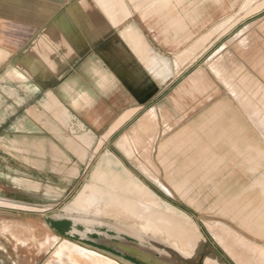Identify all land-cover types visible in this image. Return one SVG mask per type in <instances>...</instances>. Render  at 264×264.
I'll return each mask as SVG.
<instances>
[{"label":"crops","instance_id":"1","mask_svg":"<svg viewBox=\"0 0 264 264\" xmlns=\"http://www.w3.org/2000/svg\"><path fill=\"white\" fill-rule=\"evenodd\" d=\"M74 1L76 0H0V132L2 135L14 133L17 136L26 137L32 134L35 137V140L30 143L8 139L7 141L11 142L9 143L5 142L6 139H0V178L13 180L16 184H20V181L25 182L23 185H29L31 191H35L32 190L33 188L41 190L42 185L47 188V191L51 189L53 191L51 193L55 194L60 191V188H55L56 185L53 187L50 184H42L33 177L13 174L9 170L12 165L29 164L33 166V172L50 170L64 174L63 178L73 177L77 173L79 176L80 167L78 165H83L81 168L83 172L87 169L99 150L90 158L91 152L112 123L126 110L134 109L135 111L123 123L137 115L139 108L143 106L139 104V98L145 99L148 107L149 103L157 97L154 96L152 90L153 80L149 82L147 78L145 88L142 87L139 90L127 77L114 72L115 68L122 66L123 56L120 55L117 43L120 41L121 32L126 24L137 27L144 37L143 23L147 26V31L155 27L160 31L157 24L155 27L150 24L153 18L148 19L149 23L146 24L136 11H133L124 22L120 21L112 27L103 28L102 31L99 26H90L85 18H80V27L60 31V34L64 36L71 34V41L74 40L73 35L76 32L75 34L83 36L87 42L73 56L58 53L56 56L58 69L52 73L32 75L17 64V58L26 49L29 51L38 49L35 44L42 38L38 36L37 42H34L36 36L40 35L47 25L52 23L58 15L63 13L67 5ZM225 1L228 2V0ZM94 18L97 19L88 16V19L94 20ZM98 19H101L100 15ZM62 41L67 43L70 39ZM62 41L60 44L65 45L66 43ZM58 43L56 39V47L52 50L48 49L49 55H45L44 63L40 65V67L48 65L44 72L51 71L50 67H54V59L50 56L51 52L58 51ZM148 47L139 53L137 48L132 51L129 47L131 54L124 55L125 62L132 66L143 60L146 53L153 51V49L149 51ZM38 58L37 63L42 62V58ZM243 64L245 69H254L258 74L259 82L264 84V75L260 71V68L262 70L264 66V57L263 61H259L252 67L245 62ZM214 78L219 86L217 85L214 89L217 83L205 75L201 81L205 87L199 90L203 97L209 94L207 100L210 102L199 114L190 116L181 125L191 120H199V116L204 114L213 102L232 99L227 87L216 76ZM197 81L198 79H195L190 82L189 87L195 90ZM253 82L255 80L250 84H254ZM171 83L170 78L161 82L160 84L164 87L159 94L164 95L166 91H169ZM79 93L86 94L83 97H87V100L74 104L73 99ZM263 93L264 87H261L258 98ZM233 112V109L228 108L226 104L223 111L215 115L214 124L216 125L212 131L198 129L195 131V145L183 143V146H178L177 149H183L182 151L187 156V158L183 157L182 162L180 161L174 168V171L177 169L179 172L178 180L172 177V170L168 172L165 170V182L159 180L168 187L174 185L180 189V186L181 188L188 186L184 196L171 189L172 194H176L178 200L186 207L182 211L186 213L189 211L192 220L199 223L201 227L203 224L207 227V224H210L213 226L212 230H218V226L223 225L245 239L247 244L264 247V231H256L258 223L264 225V137L258 130L254 128L250 130L249 122L244 118L245 113L237 109L238 113L235 115L247 124V128L243 129L241 134L246 137L252 135L253 144L250 146L249 143H232L235 134L231 124ZM200 120L202 122L203 117ZM211 125H213L212 122ZM97 132L101 134L93 143V133ZM48 138L49 142L46 141ZM178 138L183 139L182 136L176 134L173 136V141L176 142ZM236 146L239 150L234 149ZM254 151L258 152V163H261L256 166L255 163L247 161ZM192 154H194L193 157H191ZM191 160H194V163H191ZM197 163L202 164L200 171L194 173V177H190L189 173L197 170ZM191 197H193L192 202H190ZM0 198H2L0 207H8L12 204L13 207L8 208L21 209L20 211L24 210L23 212H25L23 207L27 205V202L34 206L39 203L2 195ZM7 200L9 204L6 203ZM248 215L253 216L254 219V224L249 226L243 223L244 220L247 221L246 216ZM42 216L45 218L44 215ZM26 223L36 225L37 228L48 226L46 220L37 221L35 224L31 221ZM209 233L212 237L214 236L210 229ZM216 242L221 244L218 240ZM236 245L233 246V250L235 249L234 252L237 254L249 260L256 258L252 253L244 252V248Z\"/></svg>","mask_w":264,"mask_h":264},{"label":"rangeland","instance_id":"2","mask_svg":"<svg viewBox=\"0 0 264 264\" xmlns=\"http://www.w3.org/2000/svg\"><path fill=\"white\" fill-rule=\"evenodd\" d=\"M181 1L182 0H178L177 2L176 0H174L173 5V0H171V6L180 7L182 5ZM184 1L185 0H183L182 2ZM263 1L261 2V0H252L250 6L252 5L253 7L257 3H259V5H262L264 4ZM134 3L135 0H76L72 3H69L64 9L63 13L58 15L52 21V23H49L47 25V28L44 29V31L41 32L40 35L36 36L34 42H37L38 36L42 38V40L38 41L35 44V47H37L38 49H34L32 51L26 49L17 58V64L24 67L25 70H27V72L31 73L32 75L42 74V72L45 71L48 65L40 67L43 62L37 63L38 60L36 59L38 58V55V59L44 58L45 54L49 52L48 49L52 50V48L56 47V39H58V47L60 49V46L62 45L60 44L61 38H63L64 36L60 33L69 28L75 29L80 27V18H85L86 22L90 24V26H99L101 28V31L103 28L112 27L115 25V23L117 24L120 21L124 22L128 17L131 16L133 11H136L139 14V17L142 21H144L146 24L149 23L148 19L152 18L148 17V15H151V13L144 15L145 12H143L142 9H138L135 5L136 3ZM250 6L248 5V7ZM256 6H258V4ZM256 6H254L253 8H256ZM248 7H245V9H243L244 7L238 8L241 9L239 11L238 9L236 10L239 13L236 14L234 12V15L230 17V19L223 18V21V19L217 20L218 18H215L216 20L206 27L192 29L187 28V26L193 27L192 21L189 23L187 22L183 28L178 27L179 29L164 27L167 26L169 22L171 23V19L168 18V13L170 12L167 10H160L157 12L158 18L153 19V21L150 23L153 27H155V24H157L160 31H158L157 27L153 28V30L151 31H147V26L144 23L142 24L147 40L144 39L145 37L137 27H135V29H132L133 27L130 24H126L123 27L120 41L117 43L118 48L120 49V55L123 56L121 60L122 65L126 63L124 60V55L131 54L130 48L132 51H135L134 47L136 44H134L133 41L136 40V36L134 37V32H137L138 30V32H140L139 35H141L143 39L146 40V43L149 46L143 48L140 47V50L138 47V53L142 52L143 49H146L148 47L149 50L150 48L153 49L152 54L157 53L165 56L164 58H167V63L170 69H172V73L169 75V77L166 78V80L170 78V82L172 81V83L170 84V90L166 91L164 95L159 94L162 90V87H164V85L160 84L163 80L158 83L155 79L153 81L152 90L154 92V96L157 97L154 98V100L148 105V107H152L148 108L145 104V99H140L138 97L139 104H143V106L139 108L137 115H134L127 122L123 123L126 120V116L132 115L130 113H133L134 109L126 110L112 123V125L114 126L111 125V127L113 128L109 127V129L102 134L104 135V137L101 136L99 138V134H101L99 132L93 133V143H95L99 138L97 146L100 142H102L103 145L102 148L99 149L91 163L88 165L87 169L84 170V172L83 170H81L83 165H78L80 167L79 176L77 173L73 177L63 178L64 174L56 172L54 173L50 170L33 172V166L29 164L11 166V168L9 169L11 173L33 177L38 182H41L42 184H50L53 187H55L56 185L55 188H60V191L53 194L51 193L53 192L51 191V189L50 191H47V188L42 185L41 190L38 188H33L32 190L35 191H31L29 189V185H23V183L25 182L20 181V184H16L13 180L0 178V195L13 199L18 198L26 201L39 202L35 206L34 204H29L27 202L25 208L23 207L25 211H28L27 213L17 209L0 207V264H46L51 261V258L53 257L52 255L56 250L55 248L58 247L57 245L60 244L61 239H70L69 241L75 242L81 246H85L87 248L90 247V249L108 256L119 262L120 264H143L142 262H139L124 253H116L113 251H116V248L113 246V242H119L122 239L121 236L125 235L123 233L121 235L117 234L113 228L105 224H98L97 222H94L90 224V230L85 231L84 235H82L81 233H79V231L85 230L84 224L82 222L78 221L75 224L69 218L52 215V213L49 211L42 213L38 212L44 211L49 207L52 208V210H62V208L73 198V196L82 187V185L88 181L92 168L101 158H103L104 154H106L107 151L117 156L121 160L123 165L130 169L137 177L141 178L156 194L162 197L165 202L167 201L169 204L176 207L179 211L184 210V208L186 207L182 202L178 200L176 194H172L171 189L174 188L173 190L176 193L180 192L181 195L184 196L187 193L188 186L178 189V186L173 185V187H168L167 185H164L165 188H163L149 176V172H151V174L155 175L156 177H159L162 182H165V170L166 172H168V170H172V177L178 180L179 172L177 169V171H174V168L178 166V163L180 161L182 162L183 157L187 158L186 154H184V152L182 151L183 149H177L178 146H183V143L195 145V131L198 129H208L206 131H212V129L215 128L216 125L214 124V120L216 118L215 115L217 113H221L223 111V108L226 107V104H228V108H232L234 111V116L231 120V124L235 134L238 133L240 121H242V119L235 115L238 113L236 112L237 109L245 113L244 118L247 121L248 118L246 111L239 103L241 99L235 97V95L233 94H230L232 99L227 101L218 100L213 102L212 105L205 110L204 114L202 113L203 115L201 114L199 116V120H191L188 123L181 125V123L190 118V116L199 114L203 109H205L207 103L210 102L207 100V95L209 94H206L203 97L200 91H195L192 89V87H189L190 82L194 81L195 79L204 78V76L206 75L215 83H217L214 89L217 85L219 86L218 82L214 78V74L212 73V71H210L211 64L219 60L222 62L223 66H225L224 68L227 69V72L228 70H231L233 66H239V64L243 62H245L247 65L249 64V66L252 67L254 65H257L259 61H263L264 8L252 14L251 16H248L249 13L245 12L244 10L251 12V10L253 9L252 7V9ZM127 13L130 15H128ZM246 13H248L247 16L245 15ZM125 14H127V17L125 16ZM98 15H100L101 19H98ZM152 15H155V12ZM179 15L181 20L183 19V21H187L186 14L179 13ZM88 16L96 17L98 20L95 18L94 20L88 19ZM122 16L126 18L124 19L122 18ZM120 17L122 18V20H120ZM240 17L245 18L240 21ZM226 20L227 22L224 23ZM237 20L239 21L233 26L234 22ZM218 23H220L221 25H218L220 26V28L217 27ZM213 28H217V30ZM160 32H162L163 35L160 34ZM75 33L76 32H74L73 35L74 41L79 42L81 40L82 42H80H85V45L87 42L85 38ZM221 33H223V35ZM125 37L126 39H124ZM67 39H70L71 41V34L64 37L62 40ZM240 40H243L244 44H241ZM234 55H236V57ZM50 68L51 70L54 69L52 66ZM122 69H128V67ZM125 71L126 70H124L123 72ZM114 72L117 75L123 74L120 67L115 68ZM122 77H127V75H122ZM127 78L129 79V76ZM166 80L164 79L163 82H165ZM84 95L86 96V94L83 93V96ZM83 96L82 94H77L73 99V103L76 104L78 101H81V98L82 100H85L87 98H84ZM127 112L129 115L127 114ZM129 117H127V119ZM202 117L204 120L201 122L200 119ZM234 120H236V122H234ZM211 122L213 123V125H211ZM151 123H153V126H151ZM115 128L118 129L114 131ZM256 130L261 133L258 128H256ZM140 133L142 135L144 134L142 139L140 138ZM176 134L182 136L183 139H180L181 142H179V138L178 140H176V142L173 141V136ZM123 135L129 136V144L127 143L128 146H125L124 148L120 147L117 143ZM261 135L263 136L262 133ZM0 139H6L5 142L9 143L11 142L7 141L8 139H16L23 142L25 141V143H30L31 141L35 140V137H33L32 134L26 135V137H22L21 135L17 136L14 133H6V135H2V133L0 132ZM197 139L199 140V138ZM46 141L49 142L50 139L48 138L46 139ZM196 145L198 146V143ZM97 146L94 148V150L97 148ZM27 154H29V151H27ZM179 157H181L180 160ZM191 163L194 162L191 161ZM45 192L49 193L46 194ZM192 201L193 197L190 198V202ZM8 206L13 207L12 204ZM28 207L29 209H27ZM188 212L189 211H187V213ZM44 214H47L48 217L44 218L42 216ZM188 214L191 215V213ZM190 217L192 218V215ZM105 218L111 219V217L108 215ZM40 220H46L48 222V226H39L37 228L36 225L33 227L32 225L26 223L27 221H31L33 224H35ZM129 221L130 223L132 222L131 220ZM194 222L198 225L203 241L195 249L194 257L192 259H188L191 264H203L204 259L208 255L217 257L222 262V264H243L236 260V258H234L235 256H232V254L228 252V250L224 246L216 242V237H212L207 226L203 224L201 227V225L195 220ZM252 223L254 224V221ZM23 225L26 228H23ZM257 226H259V223ZM73 228L77 229L78 231H73ZM15 229L16 232H13V230ZM10 231H12V233ZM21 232H23V234ZM46 235L51 236L49 243L44 241V237ZM157 238L164 242L165 247L174 249L172 245L164 238L160 236H157ZM250 246L256 247L257 249L264 252V247L262 246L256 244H250ZM163 250L164 249L160 247L156 253V256H159ZM178 253L185 259H187L180 252ZM255 257L258 258V256ZM256 258L253 260L248 259V261L247 259H244V261L248 264H260L258 262L259 258L258 260Z\"/></svg>","mask_w":264,"mask_h":264},{"label":"bare ground","instance_id":"3","mask_svg":"<svg viewBox=\"0 0 264 264\" xmlns=\"http://www.w3.org/2000/svg\"><path fill=\"white\" fill-rule=\"evenodd\" d=\"M176 1L178 2V0ZM182 1H181L182 5L180 7L179 6L172 7L171 0H135L136 4L135 3L134 4L136 5L138 9H142L143 12H145L144 15L151 13V15H148V17L153 18V19L158 18V15H157L158 11L160 10L169 11L170 13H168L169 14L168 18L171 19V23L169 22L167 26H164V27L183 28L187 22L189 23L192 21L193 27L187 26L188 29H192V28L206 27L212 24L213 21H215L217 18H218L217 20L219 19L221 20L223 18L230 19V17L234 15V12L236 14L239 13L236 11L238 8L244 7L243 9H245V7H248V5L250 6V3L252 0H230V1L228 0V2L225 0H185L184 2ZM262 1L263 0H261V2ZM257 4L258 6H256ZM257 4L254 5L256 6V8H253L254 6L252 7V5L248 7V8H251V7L253 8V9L251 8L252 10L250 9L251 12L244 10L245 12L249 13V14L246 13L245 15L247 16L248 14V16L249 15L251 16L252 14L264 8V4L262 5H259V3ZM173 5H174V0H173ZM239 10L241 9H238V11ZM154 12H155V15H152ZM179 13L186 14L187 21H183V19L181 20ZM127 14H125V16ZM126 17L122 16V18L124 19ZM245 17H242V18L240 17L239 20L241 21ZM122 18L120 17V20H122ZM239 20L235 21L233 26ZM226 22L227 20L224 23ZM218 25H220V23L217 24V27L220 28L221 25L220 26ZM131 26L133 27L132 29H135V26L133 25ZM213 29L217 30V28H213ZM139 33L140 32H138V30L137 32L136 31L134 32L135 34L134 37L136 36V40H134L133 43L136 45L135 47L134 46L133 47L134 48L139 47V50H140V47L142 48L146 47L147 43H146V40H144L145 38L143 39V37L139 35ZM221 34L223 35V33ZM64 37L66 36H63V38ZM126 37L124 39H126ZM63 38H61V41ZM80 41L79 42L74 41V40L71 42L69 41L65 45H61L58 51L55 50L53 53H51L50 57L54 59V67H53L54 69L53 70L58 69L57 67L58 64L56 62V56H58V53L65 54L67 56H71V55L73 56V54H75L77 51L82 49V47L84 46L85 42L81 43L82 41L81 42ZM240 43L244 44V41L240 40ZM139 50L137 49V52ZM149 51H152L151 48ZM45 55H49V53ZM234 56L236 57V55ZM62 57L66 58L65 56H62ZM167 61H168L167 58H164L163 56H160L155 53L152 54L151 52L150 54L146 53V55L143 57V60H140L138 63H135V65L129 66V64H127L126 62L120 68L122 72L126 70L125 72H123L122 75L124 76L126 74L127 77L129 76L130 81L135 86H137L138 89L140 90L142 87L146 85V82L148 81L150 82L151 80L154 81L156 79L157 82H160L161 80L163 81L164 79L166 80V78L172 73L171 71L172 69H170ZM42 62L44 63V58H42ZM243 65H244L243 63H240L239 66L237 65H236L237 67L235 66L236 68L233 66L231 70H228L226 72L227 69H225L224 68L225 66H223L222 62L218 60V61H215L213 64H211L210 71H212L214 76H216V78H218L220 82H222V84H224L227 87L228 92L230 94H233L235 95V97H238L241 99L239 103L242 105V107L246 111L247 118H248L247 122H249L248 126L250 127V130L252 131V128L254 129L258 128L264 136V93L261 94V96L258 98L259 89H261V87H264V84L259 82L258 74L254 71V69L252 68L245 69ZM127 66H129L128 69H122V68H127ZM53 70L42 72V74L45 75L47 73H52ZM260 71H262L261 74L264 75V66L262 67V70L260 68ZM147 78H148V81H146ZM253 80H255V82H253L254 84H250L251 81ZM201 81H203V78L198 79L195 90H198V91L203 90L205 86H203V83L201 84ZM79 94H82L83 96V93H79ZM134 111L135 110H133V112ZM125 116H126V113H125ZM129 116H126V119ZM234 122H236V120H234ZM110 128H113V127L110 126ZM246 128H247L246 122L240 121V127L238 129V133L234 134L232 143H249L250 146L253 144V142H251L252 135H249L248 137H246L245 135L242 136L241 134L242 130L243 129L245 130ZM141 135L142 134L140 133V138L142 139L144 134L142 136ZM102 136L104 137V135ZM128 137H129L128 135L121 136V138L117 142L118 145L122 148H124L125 146L127 147L129 144ZM215 138L216 137H214V139ZM101 144L102 142H100L98 146L96 145L97 148L91 153V156L99 150ZM234 149L239 150L237 146ZM196 154L199 155L197 152ZM193 155L194 154H192L191 157H193ZM191 161L194 162V160H191ZM247 161L250 163H255V166L261 164V163H258V152L256 151L250 154ZM198 164L199 163L196 164L197 170H195L194 172L192 171V173H189L190 177H194V173H197L200 171V165L202 164H199V165ZM149 173H150L149 176L152 179H154L155 182L159 184V186L165 188L164 184L159 180L158 177L151 174V172ZM0 200H2V198H0ZM8 201L9 200H7L6 203H8ZM27 209H29V207ZM62 212H64L66 216L70 217L69 219L73 223L76 224L78 221H80L84 224L85 230L79 231V233H81L82 235H84L85 231L90 230V227H89L90 224L94 222L101 224L104 221L103 219H106L105 217L107 215L110 216L111 219L105 220V222L107 221V223L113 226V228L116 229L117 232L124 231L128 233L129 235L135 236L141 240V243H137L138 245L134 242L128 243L127 241L122 240L121 242H118L117 244L115 243V247L121 251H124L129 254H133L153 264H185V263L181 259L177 260L176 258H172L171 255L168 254L167 252H163L160 259H155L154 251L158 249L157 245L155 244L156 242L149 246L143 243L142 241L143 239L149 238V236L151 235L155 237L160 236L164 238L172 245V247L176 251L180 252L187 259L189 258L192 259L194 257L195 249L203 241L198 225L192 220V218L186 212L179 211L176 207L169 204L167 201L165 202L164 199L160 197L158 194H156L141 178L137 177L130 169H128L125 165H123L121 160L117 156L111 154L109 151H107V153L104 154L103 158H101L94 165V167L92 168L90 172L88 181L82 185V187L76 192L73 198L62 208ZM246 218H247V221L244 220L243 222L246 223L247 226L252 225L253 224L252 222L254 221L253 216L248 215L246 216ZM258 219H259V215H258ZM129 220H131L132 222L130 223ZM207 225L209 229L214 233V236L216 237V239L222 244V246H224L228 250V252L232 254V256H235L234 258H236V260H238L240 263L244 264L245 263L244 259H247V258L246 257L244 258L243 256H241V254H237L236 252H234L235 249L233 250V246L235 244H237L236 246H240L244 248V252L248 251L252 253L253 256H258L259 260L258 258H256L258 262L260 264H264V252L262 250H259L256 247L250 246V244H247L244 241L245 239H243L241 236L237 235L235 232H233L232 230L228 229L227 227L223 225H219L218 230H215V229L212 230L213 226L210 224H207ZM12 227H13V224H12ZM24 227L25 226L23 225V228ZM259 230L264 231L263 224L257 226L256 231H259ZM14 231L16 232V229L13 230V232ZM73 231H78V230L73 228ZM10 232L12 233V231ZM21 233L23 234V232ZM44 238H45L44 241L49 243L51 236L46 235ZM69 240L61 239L60 244L58 245L56 244L58 247L55 248L56 250L54 249L55 251L52 255L53 259L50 257L51 261H49L48 263L46 262L45 263L46 264H120L114 259L108 256H105L93 249H90V247L87 248L85 246H81ZM203 264H222V262L217 257L213 255H208L204 259ZM245 264H248V263L246 262Z\"/></svg>","mask_w":264,"mask_h":264},{"label":"water","instance_id":"4","mask_svg":"<svg viewBox=\"0 0 264 264\" xmlns=\"http://www.w3.org/2000/svg\"><path fill=\"white\" fill-rule=\"evenodd\" d=\"M17 210H21V209H17ZM52 208H48V209H46V210H44V211H39L38 213H42V212H51L52 213V215H55V216H59V217H67V218H70V217H68V216H66L65 214H64V212H62V210H52ZM22 211H24V210H22ZM25 212H28V211H25ZM44 216L45 217H48V215L47 214H44ZM104 221H103V223H101V224H105V225H107V226H109V227H111V228H113V226H111V225H109L108 223H107V221L105 222V220H108V219H103ZM114 229V228H113ZM115 230V232L117 233V234H119V235H121L122 233L125 235V236H121V240L119 241V242H121L122 240H125V241H127L128 243H130V242H134V243H141V240L140 239H138L137 237H135V236H132V235H129L128 233H126V232H124V231H119V232H117V230L116 229H114ZM152 236V235H151ZM149 236V238H146V239H143L142 241H143V243H145V244H147V245H152V244H154L155 242V244L157 245V250H155L154 251V257H155V259H160L161 258V256H162V253L163 252H167L168 254H170L171 255V257L172 258H176L177 260H179V259H181L185 264H191L190 263V261L188 260V259H185L183 256H181L177 251H175V249H171V248H167V247H165V245H164V242L163 241H161L160 239H158L157 237H155V236ZM129 239V240H128ZM153 242H152V241ZM115 243L117 244L118 242H113V246L115 247ZM138 245V244H137ZM160 247H162L164 250L160 253V255L159 256H156V253H157V251L159 250V248ZM116 248V247H115ZM114 252H116V253H119V252H121V253H124V254H126V255H128V256H130V257H132V258H134V259H136L137 261H139V262H142L143 264H153V263H149V262H147L146 260H144V259H141V258H139V257H137V256H135V255H133V254H129V253H126V252H124V251H121V250H119L118 248H116V251L115 250H113ZM153 260V259H152Z\"/></svg>","mask_w":264,"mask_h":264}]
</instances>
